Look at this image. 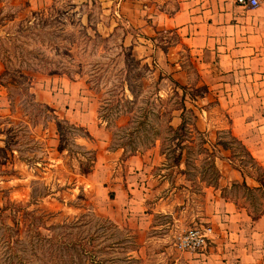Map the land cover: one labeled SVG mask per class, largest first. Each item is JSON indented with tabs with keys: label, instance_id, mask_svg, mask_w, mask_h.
Instances as JSON below:
<instances>
[{
	"label": "rangeland",
	"instance_id": "1",
	"mask_svg": "<svg viewBox=\"0 0 264 264\" xmlns=\"http://www.w3.org/2000/svg\"><path fill=\"white\" fill-rule=\"evenodd\" d=\"M117 2L114 0L107 5L110 3L108 0H0V61L4 65L1 82L6 85L9 104L14 109L11 117L0 121L4 141L0 144V264H10L6 259L13 247L26 245L30 248L28 239L24 238L25 231L20 244L14 242L16 234L7 227L22 220L21 213L10 206L2 211V207L21 205L35 211L38 216L45 211L49 216L48 222L52 223L88 211L110 218L107 209L115 198L113 182L107 183L108 188L94 190L87 180L91 171L76 173L67 164L68 152L64 153L65 158L60 157L57 150L60 137L55 122L44 128L42 111L32 106L30 100L32 93L36 98L32 87L38 77L46 82L45 85H51L50 80L59 76L83 80L91 90L93 124H98L105 132L108 150L122 151L118 147L125 146L127 156L123 160L139 153L150 157L154 149L162 153L161 163L150 168L152 161L148 162V167L141 174H136L137 178H143V189L148 192L146 207L150 215H155V227L146 229L140 233L141 236L126 226L115 229L119 233L131 231L136 237L141 246V252L138 249L136 253L143 258V264H188L186 253L189 252L176 246L178 235L190 227L211 225L207 219L212 213L209 200L214 196L211 191L202 189L212 181L211 175L205 173L209 170L208 158L201 152L205 136L193 129L194 118L188 113L187 129H180L184 136L181 146L185 149L176 147L178 140L165 128L167 116L162 114L164 109L177 107L182 98L194 111L195 106L203 114L201 121L215 126L207 134L219 136L214 147L206 146L216 153L218 142H228L235 151L232 156L230 149V165L253 176L260 174L257 167H252L253 163L240 144L231 138L229 113L220 108L215 99L213 86L216 76H207L208 82L212 83H205L197 65L191 62L190 54L183 50V67L190 74L185 90L176 82L163 79L166 76L158 72L152 48L141 43L134 24L125 22ZM172 36L175 39V35ZM62 71L69 75H61ZM50 89L47 88V92L42 89V95L48 100ZM182 93L185 95L181 96ZM50 102L48 104L54 107L52 102L55 101L52 99ZM63 110L61 116H64ZM180 112L175 111L177 118L172 121L175 127L181 122ZM35 115L38 122H34ZM34 123L37 124L33 126ZM41 128L42 133L39 134ZM69 138L67 148L73 150H81L83 145L94 149L97 146L96 140H75L73 134ZM75 152L73 156L80 158ZM75 157L70 162L73 166L79 164ZM42 160H49V163ZM121 161H114L117 164H112L110 172L113 178L124 177L126 180L127 169ZM178 164H183L181 171H186V168L190 172V183L183 185L182 177L178 180L180 176L174 173L179 170ZM173 165V169L168 168ZM167 168L172 171H165ZM56 182L67 185L66 189L45 198L39 196L44 183L55 190ZM262 182L264 184V176ZM222 191V196L234 199L251 210L264 208L263 188L252 194L243 185ZM32 194L34 203L31 202ZM95 197L100 201L97 202ZM40 225L42 231V223ZM19 226L24 227L22 224ZM115 254L111 252L106 256Z\"/></svg>",
	"mask_w": 264,
	"mask_h": 264
},
{
	"label": "crops",
	"instance_id": "2",
	"mask_svg": "<svg viewBox=\"0 0 264 264\" xmlns=\"http://www.w3.org/2000/svg\"><path fill=\"white\" fill-rule=\"evenodd\" d=\"M108 1L107 5L114 2ZM117 6L125 22L134 24L138 30L141 43L152 48L158 72L166 76L163 79L184 86L188 84L190 74L183 67V50L190 54L191 62L197 65L205 83H212L208 82L207 76H216L215 99L218 106L229 113L228 128L264 168V5L254 10L237 5L233 0H118ZM3 72L4 65L0 61V78ZM50 81L51 85H45L46 82L38 77L34 82L32 88L36 99L45 103H51L53 99L55 102L52 103L60 114L65 109L64 116L86 127L95 137L96 163L87 180L97 191L108 188L107 183L113 182L116 199L107 209L110 219L116 227L126 226L138 236L155 227V215H150L146 207L148 192L143 189V178H137V175L148 167V162L152 161L150 168L161 163L162 153L154 149L150 157L139 153L123 160V149L108 150L105 132L98 124H93L91 90L85 82L65 76ZM50 87L48 100L42 95V89L47 92ZM194 108L198 115L196 126L207 139L206 145L214 147L219 136L207 133L215 126L202 122L203 114ZM11 116L7 88L0 81V121ZM1 124L0 144L4 143ZM39 132L42 133V128ZM216 146L215 161L222 174L219 187L206 184L202 188L214 196L209 200L212 213L207 219L214 232L203 252L186 253L188 264H264V212L252 214L255 209L221 195L222 188H231L233 183L246 181L251 188L263 189L264 184L257 176L244 175L230 165L229 148L219 143ZM118 159H122L121 164L125 163L126 180L124 177L113 178L110 172L112 164H117L113 162ZM177 167L179 170L174 173L180 176L178 180L182 177L183 185L190 183V172L186 168L181 171L183 164ZM168 168L173 169L174 165ZM168 168L164 170L171 172Z\"/></svg>",
	"mask_w": 264,
	"mask_h": 264
},
{
	"label": "trees",
	"instance_id": "3",
	"mask_svg": "<svg viewBox=\"0 0 264 264\" xmlns=\"http://www.w3.org/2000/svg\"><path fill=\"white\" fill-rule=\"evenodd\" d=\"M61 75L67 74L66 71L60 72ZM3 75V74H2ZM69 75V74H67ZM160 78H163L160 76ZM2 76L0 78V81ZM70 79L75 80L73 76ZM89 82L88 80H86ZM2 83V82H1ZM3 84V83H2ZM178 87L185 90V86L176 83ZM6 86V85H4ZM92 88V86H90ZM178 93V92H177ZM185 95L182 93L181 96ZM31 103L36 109L42 111V122L43 127L46 128L50 122H55L57 127V133L60 137L59 145L57 150L60 153V157L65 158V152H68L69 159L67 164L72 167V170L76 173H86L87 171H92L96 163V150L94 148H87L84 145L80 146L81 150H73L67 148L70 145L69 135H74L75 140L78 138H84L89 141H95V137L91 132L81 124L71 121L67 116H61L57 109L50 106L48 103L40 102L31 94ZM10 110L13 113V106H10ZM181 110L178 115L181 122L178 127L173 126L172 121L176 116L175 111ZM191 113L194 118L193 129L200 134L202 131L196 126V121L198 115L196 112L189 108L185 100L182 98L180 105L170 109H164L163 113L167 116L165 128L173 133V138L177 139L178 142L176 147L185 149V146H181L184 141L183 134L180 133V129H187L189 124L187 119V114ZM37 121V116H34V122ZM38 122V121H37ZM37 123H34L35 126ZM231 133L232 140L238 142L242 149L245 151L248 159L253 163L252 167L255 166L260 170V174L257 177L258 181H263L264 168L258 163V161L252 156L246 145L239 140L236 136ZM206 139L203 138L201 152H204L208 158V171L211 175L212 181H208L207 185L219 187V181L222 176L219 167L215 161V150H210L206 146ZM219 144L223 145L225 148L232 150V156H234L235 151L226 141H220ZM77 147L79 144L74 143ZM43 145V143H42ZM118 148L123 149L122 158L127 156V150L124 145H120ZM175 148V147H174ZM173 148V149H174ZM163 151V146L161 147ZM78 154L80 158L73 156V153ZM136 151V149H135ZM133 150L132 153L134 154ZM49 151L47 153L49 158ZM189 154V151L186 152ZM84 157V160L82 159ZM77 158L79 164L73 166L71 160ZM181 157V155H180ZM43 163H49V160ZM189 166L188 162H185ZM245 175L248 172L242 171ZM57 187L54 190L52 187L44 183L42 185V193L39 195L45 198L57 191L66 189L67 185L63 186L56 182ZM243 185L249 193H254L259 191L262 187L251 188L247 185L246 181L240 183H233L232 186ZM227 187L222 188V192L225 191ZM227 197V196H224ZM35 196L32 194L31 202L34 203ZM12 207L15 211L20 212L22 220L18 221L15 226H7L9 229L14 231L16 234V243H22L23 231L30 243V248L26 245L13 247L10 251L11 254L7 260L10 264H143V258L137 255L139 249V244L136 237L131 233V231L118 232L114 222L105 216L99 215L95 211H88L82 213L76 217L66 216L63 219L56 222H48V213L42 211V215L38 216L35 211H29L27 207L18 205L13 206L8 204L6 207H2L1 210L4 211L7 207ZM252 212V211H250ZM264 212V209L255 210L252 214H260ZM26 219V220H25ZM26 221V222H25ZM42 223V231L40 230V223ZM22 224L24 227H20ZM26 228V229H23ZM114 252V256H106V254Z\"/></svg>",
	"mask_w": 264,
	"mask_h": 264
},
{
	"label": "built area",
	"instance_id": "4",
	"mask_svg": "<svg viewBox=\"0 0 264 264\" xmlns=\"http://www.w3.org/2000/svg\"><path fill=\"white\" fill-rule=\"evenodd\" d=\"M237 5L247 9H257L264 5V0H233ZM213 227L209 226H194L181 232L176 241V246L181 251H187L192 254L203 252L209 245Z\"/></svg>",
	"mask_w": 264,
	"mask_h": 264
}]
</instances>
